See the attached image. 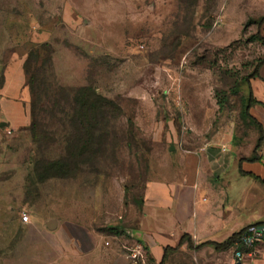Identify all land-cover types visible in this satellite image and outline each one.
I'll use <instances>...</instances> for the list:
<instances>
[{
    "label": "rangeland",
    "instance_id": "374dc122",
    "mask_svg": "<svg viewBox=\"0 0 264 264\" xmlns=\"http://www.w3.org/2000/svg\"><path fill=\"white\" fill-rule=\"evenodd\" d=\"M259 36L264 0H0V264H230L177 244L162 260L145 206L152 178L197 141L254 144L242 108ZM86 86L116 107L82 147L68 121ZM5 100L26 123L11 125ZM57 159L66 176L48 177Z\"/></svg>",
    "mask_w": 264,
    "mask_h": 264
},
{
    "label": "crops",
    "instance_id": "0c3cea01",
    "mask_svg": "<svg viewBox=\"0 0 264 264\" xmlns=\"http://www.w3.org/2000/svg\"><path fill=\"white\" fill-rule=\"evenodd\" d=\"M15 80L21 83V76ZM252 85L254 98L262 104H253L250 114L264 130V64ZM3 104L11 125L27 122L21 101L5 100ZM197 131L207 133L206 129ZM256 132L254 144L243 153L233 143V131H217L211 139L197 141L199 144L193 147L196 150L181 153L165 166L169 173L175 172L172 177L152 178L144 220L151 241L164 243L162 260L167 250L178 245L192 249L191 242L201 253L225 252L230 264H264V240L258 245L257 258L246 257L241 262L235 261L238 243L226 250H219L212 243H221L251 224L264 225V138L259 151L262 159L249 160L260 136ZM55 233L60 236V228ZM184 235L189 237L183 243Z\"/></svg>",
    "mask_w": 264,
    "mask_h": 264
},
{
    "label": "trees",
    "instance_id": "16d2710c",
    "mask_svg": "<svg viewBox=\"0 0 264 264\" xmlns=\"http://www.w3.org/2000/svg\"><path fill=\"white\" fill-rule=\"evenodd\" d=\"M259 38L263 41V44H264V37L259 36ZM263 64H264V58H262L259 61L255 72L251 74L250 76H248L246 80L247 79L249 80L254 75H258L259 68ZM257 103L262 104L261 102L257 101L252 95V93L250 92V96L247 102L243 103V108H242L243 117L248 118L250 122L254 125L256 130L260 132V136L257 140L254 153L252 157L249 158V160H261L262 159V156L259 154V151H260L262 141L264 138V130H263L262 125L250 114V107L253 104H257ZM107 106L116 107L115 103L112 100L107 99L104 96L98 94L95 91V89L91 86L81 87L78 90H76V92L74 93L72 97V102H71V116H70L71 120L68 121V123L71 125V127H77L79 129L81 138H82L81 141H79V144L82 143L81 144L82 147L87 140H91L92 138L93 139L97 138V136H95L96 135L95 130H98L99 128L98 123L100 119L105 115ZM67 116H69L68 113H67ZM36 124L37 123L35 122L31 129L33 136L35 135ZM63 163L64 162L62 159L51 161L50 170L52 172L48 173V177L66 176V173H62V170L64 169ZM242 231L232 234L228 239H226L225 241L221 243H217V242H212V243L219 250L229 249L230 247L238 243V241L240 240ZM186 237H189V236L184 235L181 239V242ZM189 243L193 247V244H191V242Z\"/></svg>",
    "mask_w": 264,
    "mask_h": 264
},
{
    "label": "built area",
    "instance_id": "2783aa9c",
    "mask_svg": "<svg viewBox=\"0 0 264 264\" xmlns=\"http://www.w3.org/2000/svg\"><path fill=\"white\" fill-rule=\"evenodd\" d=\"M223 151L226 147L222 148ZM24 221H29V216L27 214L22 216ZM264 240V227L259 224H251L247 226L240 236L238 241L239 247L235 251V261L241 262L246 257L255 259L258 256L259 250L258 245Z\"/></svg>",
    "mask_w": 264,
    "mask_h": 264
},
{
    "label": "water",
    "instance_id": "95a60500",
    "mask_svg": "<svg viewBox=\"0 0 264 264\" xmlns=\"http://www.w3.org/2000/svg\"><path fill=\"white\" fill-rule=\"evenodd\" d=\"M6 125H7V122L3 121V122L0 123V126H6ZM171 149H174V148L172 147ZM48 226H49V228L54 229L55 226H56V221L55 220L49 221L48 222ZM263 227H264V225H263Z\"/></svg>",
    "mask_w": 264,
    "mask_h": 264
}]
</instances>
